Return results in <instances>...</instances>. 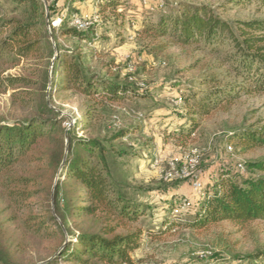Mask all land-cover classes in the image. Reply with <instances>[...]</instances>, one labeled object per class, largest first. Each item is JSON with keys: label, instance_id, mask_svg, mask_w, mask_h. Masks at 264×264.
<instances>
[{"label": "rangeland", "instance_id": "1", "mask_svg": "<svg viewBox=\"0 0 264 264\" xmlns=\"http://www.w3.org/2000/svg\"><path fill=\"white\" fill-rule=\"evenodd\" d=\"M166 3L164 11L180 3L206 4L231 21L264 18L262 0H166ZM155 4V0H129L130 7L124 14L116 12V18L108 10L100 14L96 0H57L59 12L52 22L62 21L68 9L77 11L76 15L88 22L80 30L95 29L92 40L63 36L53 28L52 22L51 28L47 25L50 43L53 45L57 39L61 52L81 53L92 71L134 84L147 96L111 104L64 90L56 82L61 72H52L55 58L46 52L17 66L0 64V80L7 75L34 79L26 88L32 100L18 101L12 97V89L0 90V125L38 116L41 107L47 105L65 118L63 126L73 129V136L103 143L114 181L127 196L138 199L148 208L136 223L119 229V232L143 231L140 248L132 252L134 264H250L243 257L264 249V220L244 225L223 222L204 230L174 229L166 234L150 235L161 231L169 201L190 200V210H194L222 171L251 175L243 163L264 160V146L243 151L231 139L233 133L242 129L264 127V94L246 95L230 106L212 111L200 120V127L190 139L177 135L179 126L187 118L183 115L186 106L174 99L191 87L204 89L201 79L224 73L228 66L215 69L217 55L144 33V19L155 21L159 13L154 10ZM23 13L24 8L15 0H0V22L22 18ZM53 31L54 35H50ZM58 52L55 48L54 54ZM224 78L236 81L233 76ZM46 148L54 151L55 143L51 140ZM194 150L199 155L196 169L200 186L189 179H166L167 172L181 170L186 165ZM25 167L28 165L24 164L20 171ZM39 173L44 184L32 206L38 212L49 208L44 204L48 201L46 187L65 178L60 174L52 177L43 167ZM61 185L60 206L63 207L65 198L74 196L76 188L69 181ZM50 209L55 213L52 206ZM25 213L8 201L0 187V264L41 263L53 256L60 242L55 236L33 235L24 225ZM61 213L74 232H95L102 225L92 216L69 215L65 210ZM59 264L77 263L59 260Z\"/></svg>", "mask_w": 264, "mask_h": 264}, {"label": "trees", "instance_id": "2", "mask_svg": "<svg viewBox=\"0 0 264 264\" xmlns=\"http://www.w3.org/2000/svg\"><path fill=\"white\" fill-rule=\"evenodd\" d=\"M96 1L100 14L108 10L116 18V12L124 14L130 7L129 0ZM15 2L24 8V13L22 18L12 17L0 22V64L17 66L47 52L55 58L52 72H61L56 82L64 90L111 104L147 96L134 84L92 71L81 53L61 52L57 39L53 45L50 43L47 25L51 28L52 19L59 12L57 0ZM166 6V0L155 4L154 10L159 13L155 21L144 19V33L156 39H167L174 45L217 55L215 69L228 66L224 73L201 79L204 89L191 87L174 99L186 106L183 115L187 122L179 126L177 135L187 140L200 127V120L212 111L230 106L246 95L264 94V18L231 21L206 4L180 3L164 11ZM76 14L77 11L68 9L59 26L53 28L63 36L92 40L95 29L89 27L83 31L71 24ZM50 35H54V31ZM55 48L59 50L57 55ZM228 76L236 81H225L224 77ZM33 83L30 77L7 75L0 80V90L12 89V97L18 101L32 100L26 88ZM64 119L45 105L38 116L0 125V187L14 207L26 211L24 225L33 235L60 239L53 256L38 264H59V260L77 264H134L132 252L140 248L143 231L119 232V229L136 223L148 208L138 199L127 196L114 181L103 143L73 136V129L63 126ZM231 139L243 151L263 147L264 127L242 129L233 133ZM51 140L56 146L54 151L46 148ZM24 164L28 167L20 171ZM42 167L49 170L52 177L60 174L65 178L46 187L48 201L44 204L49 208L38 212L32 206L44 184L43 175L39 173ZM243 167L251 175L222 171L194 210L189 208L176 215L175 209L190 200L169 201L161 231L150 235H162L174 229L204 230L223 222L244 225L264 220V175L253 174L264 173V160L247 161ZM63 181L73 183L76 191L74 196L65 198L61 207ZM62 210L69 215L98 218L102 225L95 232H74ZM179 215L183 217L178 218ZM243 258L250 264H264V249Z\"/></svg>", "mask_w": 264, "mask_h": 264}, {"label": "built area", "instance_id": "3", "mask_svg": "<svg viewBox=\"0 0 264 264\" xmlns=\"http://www.w3.org/2000/svg\"><path fill=\"white\" fill-rule=\"evenodd\" d=\"M155 1L157 3H163V0H155ZM60 22H61V19L58 22H52V24L54 27H57L59 26ZM71 24L79 29H82L88 25V22H86L83 17H79L78 15H76L74 19L72 20ZM175 102L177 104L180 103L179 100H175ZM229 149L231 150L232 147L229 146ZM198 164H199L198 151L194 150L187 158L186 165L183 168H181V170H173L171 172H167L165 175L166 179H169V180H173V179L188 180L189 179L191 181H194L195 186H200V181L198 180L197 169H196ZM190 206H191L190 201H184L182 206L175 209L174 212L176 215H178L184 211H187L190 208Z\"/></svg>", "mask_w": 264, "mask_h": 264}]
</instances>
